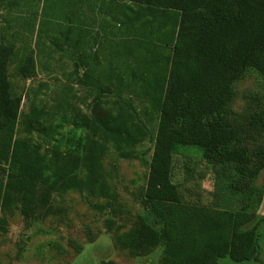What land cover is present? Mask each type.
<instances>
[{
    "label": "trees",
    "instance_id": "obj_1",
    "mask_svg": "<svg viewBox=\"0 0 264 264\" xmlns=\"http://www.w3.org/2000/svg\"><path fill=\"white\" fill-rule=\"evenodd\" d=\"M80 2L56 0L49 10L43 2L38 22L56 28V50L78 53L67 80L89 89V115L71 103L69 85L56 109L32 102L20 119L26 92L13 85L10 66L20 79L33 78L36 53L0 42V231L16 214L26 224L62 216L65 194L87 192L105 199L93 206L111 211L105 226L121 250L142 255L162 246L159 264L259 261L263 190L249 182L264 169V116L249 121L263 143L256 151L227 116L236 82L251 71L264 80V0H102L99 12H112L120 36L102 58L73 45L89 32L74 9ZM54 113L87 134L67 135ZM35 132L46 139L35 140ZM146 141L153 143L149 160L138 149ZM110 152L148 169L136 199L151 219L137 214L125 230L116 220L123 214L116 167L104 161ZM176 155L186 181L196 178V159L212 164L219 204L203 203L199 185L175 181Z\"/></svg>",
    "mask_w": 264,
    "mask_h": 264
},
{
    "label": "rangeland",
    "instance_id": "obj_2",
    "mask_svg": "<svg viewBox=\"0 0 264 264\" xmlns=\"http://www.w3.org/2000/svg\"><path fill=\"white\" fill-rule=\"evenodd\" d=\"M43 2H46L49 10L56 0H0V42L13 43L16 49L26 46L34 49L36 53L37 73L33 78L20 79L12 72L14 65L10 66L13 85L26 92L21 104L20 119L29 111L32 102L47 109H56L57 96L69 85V97L75 95L71 98V103L89 115L92 105L89 89L67 80L74 68L75 56L70 57L66 52L56 50V42L52 39L56 28L51 25L41 28L39 25L38 19H43L40 15ZM29 20L36 21L33 28L27 23ZM38 26L42 29L40 33L37 32ZM45 27L50 30V37L44 32ZM112 57L115 58L113 55ZM79 70L81 72L83 69ZM234 87L227 120L233 126L239 127L242 134L246 132V144L256 151L263 143L261 137H258L259 131L255 127L251 128L249 121L259 114L264 116V80L251 71L236 82ZM52 116L54 123L63 125L62 131L67 135H75L80 139L87 134L85 129L74 126L70 120L56 116V113ZM19 133L21 134V126ZM33 137L40 142L46 139L38 136L36 132ZM152 148L153 143L146 141L138 149L145 150L144 156L149 160ZM104 161L108 170L112 166L116 167L112 181L120 195L123 210V214L116 219L117 223L125 230L131 226L137 214H144L151 219L149 212L136 199V193L145 186L148 172L145 164L138 159L120 158L113 152L108 153ZM196 161L192 165L196 178L186 181L184 158L176 155L173 168L175 181L181 185H199L200 189H196L201 193L203 203L219 204L222 200L219 198L220 191L215 188L216 172L212 164L203 159ZM249 183L258 185L263 190L262 201L257 210L261 217L264 215V169ZM217 185H227V182L220 179ZM61 199L64 208L62 216L33 220L27 224L18 214L9 217L7 231H0V264H102L108 259L116 261L117 264H159L162 246L147 254L137 255L114 245V230L109 232L104 222L111 216V211H100L93 206L105 202L104 198L87 192L70 191ZM259 244V261L235 262L224 257L219 259L218 264H264V220H259Z\"/></svg>",
    "mask_w": 264,
    "mask_h": 264
},
{
    "label": "crops",
    "instance_id": "obj_3",
    "mask_svg": "<svg viewBox=\"0 0 264 264\" xmlns=\"http://www.w3.org/2000/svg\"><path fill=\"white\" fill-rule=\"evenodd\" d=\"M82 1V3H76L77 5L74 6V9H80L83 12L85 20H88L89 32L85 34L83 45L80 42L73 45L78 46L79 52L86 50L89 53L98 54L100 58H102L104 53H108V51L114 53L113 49L117 48L115 47L117 46L116 41L120 37L118 29L119 21L112 20V12L109 10L103 9V12H99V5L102 0ZM74 56L75 58L78 57V53L76 52Z\"/></svg>",
    "mask_w": 264,
    "mask_h": 264
}]
</instances>
